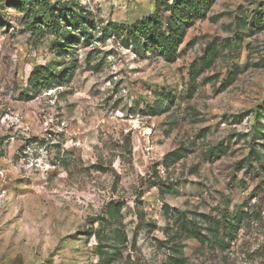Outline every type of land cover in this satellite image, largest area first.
I'll return each mask as SVG.
<instances>
[{"label": "rangeland", "instance_id": "obj_1", "mask_svg": "<svg viewBox=\"0 0 264 264\" xmlns=\"http://www.w3.org/2000/svg\"><path fill=\"white\" fill-rule=\"evenodd\" d=\"M157 6L0 0V264H264V0H215L172 62L128 34Z\"/></svg>", "mask_w": 264, "mask_h": 264}, {"label": "trees", "instance_id": "obj_2", "mask_svg": "<svg viewBox=\"0 0 264 264\" xmlns=\"http://www.w3.org/2000/svg\"><path fill=\"white\" fill-rule=\"evenodd\" d=\"M215 0H158L157 11L152 16L137 21L132 25L128 34L134 47L141 53H152L155 50L169 62L177 57L179 47L184 43L188 29L198 20L206 17L210 12ZM166 8L168 15H162V9ZM68 18L67 9H60L58 14L51 15V26L55 33L59 34L61 30V22ZM82 18V19H81ZM75 22L82 24L85 29L84 17L75 18ZM255 27H264V16L254 20L252 24ZM57 74H53L48 68H40L34 72V76L30 84L37 86L42 84L51 86L57 79ZM258 133V132H257ZM256 133V134H257ZM209 154L213 157L220 154L218 148H211ZM256 196H258L256 194ZM120 207H118V211ZM248 213H244L242 208H236L229 215H224L221 221L212 219L214 229L211 230L207 240L214 246H224L226 238L229 234L236 232L248 218ZM220 229L224 231V235H220ZM189 238H194L199 242H204L206 237L199 231L195 224L188 229ZM177 255L181 254V249H176Z\"/></svg>", "mask_w": 264, "mask_h": 264}]
</instances>
